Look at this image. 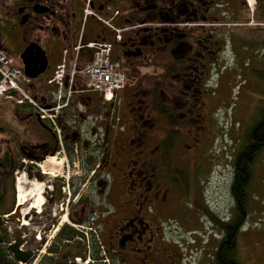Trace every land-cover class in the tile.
<instances>
[{"label":"flooded vegetation","instance_id":"obj_1","mask_svg":"<svg viewBox=\"0 0 264 264\" xmlns=\"http://www.w3.org/2000/svg\"><path fill=\"white\" fill-rule=\"evenodd\" d=\"M246 1L90 0L94 14L123 29L116 42L112 31L92 17L82 21L84 1L15 0L0 25V45L14 54L3 35L10 24L20 29L25 46L34 42L46 53L48 76L38 77L43 86L32 92L34 107L0 108L8 126L30 134L15 135L8 150L1 138L0 250L12 264H186L182 244L169 240L172 232L186 244L193 237L195 245L202 234H217L213 253L229 239L239 264L240 247L256 225L249 214L264 167V145L247 171L248 188L236 195L231 185L235 172L247 170L242 157L251 151L244 134L259 104L236 121L240 135L230 161L227 214L216 212L201 191L195 150L208 134L220 132L219 108L213 103L225 104L221 91L235 77L252 80L249 74L255 72L264 85L259 49L264 51V5L251 0L250 10ZM82 23L81 37L74 39ZM104 43L112 44L125 76L112 102L76 83L69 97L66 89L46 85L62 59L67 78L81 72ZM50 61L55 63L49 68ZM57 91L67 99L51 98ZM52 160L60 169L48 170ZM18 173L26 176L27 193L35 187L22 205L17 202ZM181 211L190 227L177 215ZM17 243L21 258H29L26 263L9 251ZM206 246L198 264H204Z\"/></svg>","mask_w":264,"mask_h":264},{"label":"rangeland","instance_id":"obj_2","mask_svg":"<svg viewBox=\"0 0 264 264\" xmlns=\"http://www.w3.org/2000/svg\"><path fill=\"white\" fill-rule=\"evenodd\" d=\"M263 5H264V0ZM264 9V7H263ZM8 13V7L2 6L0 10V23L4 22L9 17L7 16ZM6 23V21H5ZM5 39L8 41L10 47H12L15 50L14 54H18L20 51H22L25 48V42L22 38V32L20 29L15 28L12 24H10L6 28V32H4ZM261 49V54H263L264 51ZM52 65H54L55 62L50 61L49 68ZM245 63L247 65H251L253 63V59L246 61ZM263 66H258L257 69L262 70ZM249 75H253V79L248 75H239L235 77L232 84L226 88H224L221 91V98L224 101V105L220 107V105L217 102H214L213 105L216 106V108H219V111L217 113V118L219 121V127L220 132L215 134H208L205 138V140L201 142V144H198V149L195 150L196 156H195V163L196 168L198 171V175L200 179H197L199 183L201 184V191L208 197L209 200H212V205L214 207V210L218 212L219 214L226 213V211L229 210L230 207V197L228 195V187L231 182V167H230V161L233 155L236 152V147L238 145V139L240 134H236L237 128L239 123L236 121H239L243 116L248 115L250 112L251 114L254 112L255 105L260 103L261 97L263 96L262 91H264V85L263 80H260L256 78L255 72L251 73ZM44 79L45 77H41L40 79ZM39 79V80H40ZM76 85H79L80 88L84 87V81H76L74 80ZM252 81H256L258 86L253 85ZM34 83V89L39 88V84H37L35 81ZM63 87V86H62ZM33 89V90H34ZM38 92V91H37ZM30 94H32V90L29 91ZM64 94H67V91H65ZM106 96V95H105ZM108 103V102H107ZM13 102L6 100V99H0V108H3V106L6 105H12ZM1 114V113H0ZM12 118L14 116L10 115ZM5 118L0 117V126L5 128L4 132H0V153L4 150L3 147H5L7 150L12 148V140L14 139L15 135H18L21 133L19 131L20 127L15 128V126L12 128L10 125H7V122H4ZM13 121V119H12ZM239 129H241L239 127ZM6 133V134H5ZM30 134H20V137L23 136H29ZM4 139L5 142L1 140ZM29 141V140H27ZM1 143H3V147L1 146ZM185 144L187 142L185 139L182 140V149L185 147ZM195 145V144H191ZM262 159L264 162V153L262 155ZM27 162V161H26ZM55 162H60L63 164V160L56 159ZM28 165V163H27ZM49 166H53L49 168L48 170H57L60 169V166H56L54 164H48ZM56 166V167H54ZM262 166V165H261ZM261 176H258V180L256 178V188L255 192H251L253 194H257L256 197H253L252 204V210L250 212V219H252L256 225H254L253 235L250 236L247 241L242 245V249L240 247V255L238 257L239 264H264V167L262 170L258 171ZM24 173V172H23ZM21 173V174H23ZM20 174V175H21ZM19 173L15 176L16 178H20ZM26 177V176H25ZM260 181V182H259ZM30 183H33V180L29 179ZM38 183V182H36ZM1 184V183H0ZM29 186V185H28ZM29 189L31 191L32 187L29 186ZM27 192L29 190H26ZM15 190H14V196H15ZM183 211L178 213L183 220L184 224L187 227H190L187 224V218L186 215L182 214ZM185 214H189L191 216H194V213H190L188 211L185 212ZM199 225H201L200 220L197 221ZM249 224V223H248ZM193 227V226H192ZM191 227V228H192ZM180 232V231H179ZM209 232V231H207ZM180 234V233H179ZM188 235V234H187ZM186 234H184V237H188ZM181 236V235H180ZM192 236V235H191ZM203 237L198 239L199 242L197 245H195L192 241L194 240L193 237H188L189 242L186 244L183 238L182 241L177 238V234L172 232L171 238L169 239L172 242V245L176 246L179 243L181 245L182 253L185 256L184 262L186 264H198V260H200V255L202 252V248L206 246V242L209 241V246H206V254L202 259L204 260V264H209V261L211 262L210 256L213 254V247L214 242L216 240L217 234L214 236H211L209 233L207 236L205 234H202ZM176 241H179L176 242ZM201 243V244H200ZM200 244V245H199ZM241 244V243H240ZM243 250V251H242Z\"/></svg>","mask_w":264,"mask_h":264},{"label":"bare ground","instance_id":"obj_3","mask_svg":"<svg viewBox=\"0 0 264 264\" xmlns=\"http://www.w3.org/2000/svg\"><path fill=\"white\" fill-rule=\"evenodd\" d=\"M93 62L88 60L84 68L81 72L75 73V74H85V70L87 67L91 66ZM20 78L19 81L12 80L10 83L11 86H13L16 89H21L23 86L30 85L32 82H34L36 79H29L25 76L24 74V68H20ZM120 73L123 76V81H120L119 79L116 78L114 75L115 72ZM74 72V71H73ZM46 85H54L57 86L58 88H64L66 89L69 97L70 94V87L72 86L73 83H75L74 80L65 78L60 79L59 77L56 78V75H50L48 79L45 81ZM125 84V76L122 73V71L119 70L118 64L112 62L110 66L103 67L101 69H96L93 71H90L88 75H86V78L84 80V87L83 89L87 91H93L99 94L104 101L106 102H112L116 95L123 89ZM63 86V87H62ZM96 95V94H95ZM106 95V96H105ZM113 97V98H112ZM113 99V100H111ZM52 164H54V161H51ZM24 184H26V178L24 175H21L20 178L17 179L16 186H17V202L19 205L25 204L28 200L29 195H33L35 187H32L31 192L27 193L26 189L23 188ZM37 192L34 194V198H36ZM40 201H36L37 204H39Z\"/></svg>","mask_w":264,"mask_h":264},{"label":"trees","instance_id":"obj_4","mask_svg":"<svg viewBox=\"0 0 264 264\" xmlns=\"http://www.w3.org/2000/svg\"><path fill=\"white\" fill-rule=\"evenodd\" d=\"M32 84L33 82L30 85ZM262 94L261 103L257 106L256 119L247 126V130L244 134V145H247L248 150L251 152L242 157L243 161L246 162L247 170L240 173L235 172V180L232 182L231 187L233 193L236 195L240 194L241 187L248 188L249 177L247 171H249L254 164L255 154L261 152L260 147L264 145V91H262ZM1 131L2 129L0 128V132ZM236 199H238V197ZM212 257L209 264H237L236 247L229 239H226L222 242L219 251L213 253ZM0 264H12L2 250H0Z\"/></svg>","mask_w":264,"mask_h":264},{"label":"built area","instance_id":"obj_5","mask_svg":"<svg viewBox=\"0 0 264 264\" xmlns=\"http://www.w3.org/2000/svg\"><path fill=\"white\" fill-rule=\"evenodd\" d=\"M13 1L14 0H0V4L2 2L12 3ZM104 48L105 49H100L94 54L93 64L87 67V69L85 70L86 75H88L90 71H93L96 69L98 70L103 67L111 65V61L109 59V47L105 46ZM114 75L116 76L117 79H119L120 81H123V76L120 73L116 71ZM60 76L61 75L59 72L56 73V78ZM19 78H20L19 69L12 65L11 59L7 56L5 51H3L0 48V95L8 94L11 91L22 93L21 89H16L10 84H8V82L10 83L12 80H15L18 82ZM6 97L12 98L11 96H6ZM25 100L30 101L28 96L22 93V99L17 100V102L20 104Z\"/></svg>","mask_w":264,"mask_h":264},{"label":"water","instance_id":"obj_6","mask_svg":"<svg viewBox=\"0 0 264 264\" xmlns=\"http://www.w3.org/2000/svg\"><path fill=\"white\" fill-rule=\"evenodd\" d=\"M21 62L24 67V74L27 78L33 80L44 73L47 67V58L45 53L34 43L29 44L20 55ZM21 243H17L9 247V251L13 258L21 263H26L29 258H21L19 247Z\"/></svg>","mask_w":264,"mask_h":264},{"label":"crops","instance_id":"obj_7","mask_svg":"<svg viewBox=\"0 0 264 264\" xmlns=\"http://www.w3.org/2000/svg\"><path fill=\"white\" fill-rule=\"evenodd\" d=\"M5 21H6V20H5ZM5 21H4V22H5ZM4 22H3V23H4ZM3 23L1 22L0 25H2ZM79 30H80V27H77V30H76V32L74 33V39H77V37L80 35V31H79ZM3 36L5 37V35H3ZM6 42H8V41L6 40ZM9 46H10V45H9ZM11 48H12V47H11ZM12 49H13V48H12ZM24 49H25V48H24ZM24 49H23V50H24ZM13 50H14V49H13ZM23 50L20 51V52H23ZM14 51H15V50H14ZM20 52H19V53H20ZM35 82H36L37 84H39V88H40V86H43V84L40 83L39 79H36ZM45 83H46V82H45Z\"/></svg>","mask_w":264,"mask_h":264}]
</instances>
